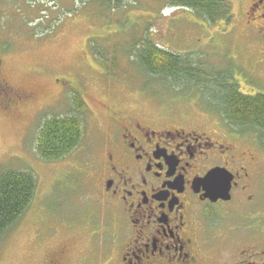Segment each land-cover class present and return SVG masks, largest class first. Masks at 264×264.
<instances>
[{"label":"rangeland","instance_id":"1","mask_svg":"<svg viewBox=\"0 0 264 264\" xmlns=\"http://www.w3.org/2000/svg\"><path fill=\"white\" fill-rule=\"evenodd\" d=\"M228 1L232 20L211 23L157 0H123L119 6L113 1L109 7L94 0H0V77L27 95L9 106L0 92V172L28 170L36 180L31 202L0 237V264H34L62 245L73 257L80 252L77 262L97 261L105 253L95 245L110 217L91 198L89 173L108 127L109 107L194 128L183 120L191 115L192 93L174 91L126 53L144 32L165 49L203 62L206 70L231 74L240 91L264 92V64L254 55L245 22L250 0ZM72 93L87 106L83 138L63 158L44 160L35 149L38 127L44 118L71 112ZM241 131L259 137L256 129Z\"/></svg>","mask_w":264,"mask_h":264},{"label":"flooded vegetation","instance_id":"2","mask_svg":"<svg viewBox=\"0 0 264 264\" xmlns=\"http://www.w3.org/2000/svg\"><path fill=\"white\" fill-rule=\"evenodd\" d=\"M245 18L264 64V0H250ZM193 61L203 74L170 85L192 93L183 120L193 129L144 111H106L89 173L91 198L110 217L95 245L105 253L77 262L80 252L62 245L34 264H264V141L223 113L225 88L239 89L232 75ZM0 92L9 106L27 96L1 77Z\"/></svg>","mask_w":264,"mask_h":264},{"label":"trees","instance_id":"3","mask_svg":"<svg viewBox=\"0 0 264 264\" xmlns=\"http://www.w3.org/2000/svg\"><path fill=\"white\" fill-rule=\"evenodd\" d=\"M105 7L111 2L119 6L123 0H94ZM167 8L188 9L207 21L214 23L223 20L228 23L233 18L228 0H157ZM126 53L132 62L143 72L154 78L179 84L184 79L192 80L196 74L190 55L181 56L160 46L144 32L136 41L130 42ZM95 53V51H94ZM99 53V51H98ZM100 55V54H99ZM104 66L106 58L100 56ZM107 67V66H106ZM108 68V67H107ZM222 73V72H221ZM225 74V73H222ZM221 96V107L225 117L231 121L254 125L259 139L264 141V92L243 93L236 84L225 88ZM71 112L44 118L37 130L36 153L44 160H57L68 155L83 138V114L86 103L78 93L71 95ZM36 180L28 170H5L0 172V237L22 215L32 200Z\"/></svg>","mask_w":264,"mask_h":264},{"label":"water","instance_id":"4","mask_svg":"<svg viewBox=\"0 0 264 264\" xmlns=\"http://www.w3.org/2000/svg\"><path fill=\"white\" fill-rule=\"evenodd\" d=\"M208 177H211V175H210V176H207L206 179H207ZM226 180L228 181V177L226 178Z\"/></svg>","mask_w":264,"mask_h":264},{"label":"bare ground","instance_id":"5","mask_svg":"<svg viewBox=\"0 0 264 264\" xmlns=\"http://www.w3.org/2000/svg\"><path fill=\"white\" fill-rule=\"evenodd\" d=\"M215 89V88H214Z\"/></svg>","mask_w":264,"mask_h":264}]
</instances>
